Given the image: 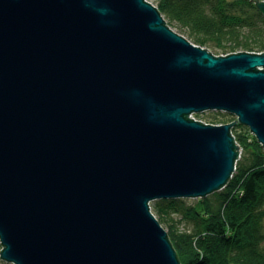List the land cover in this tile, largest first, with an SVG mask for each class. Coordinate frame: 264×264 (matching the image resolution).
I'll return each mask as SVG.
<instances>
[{
  "label": "water",
  "instance_id": "water-1",
  "mask_svg": "<svg viewBox=\"0 0 264 264\" xmlns=\"http://www.w3.org/2000/svg\"><path fill=\"white\" fill-rule=\"evenodd\" d=\"M237 124L264 146V52L217 56L149 0H0L1 257L181 264L151 202L223 189Z\"/></svg>",
  "mask_w": 264,
  "mask_h": 264
},
{
  "label": "trees",
  "instance_id": "trees-1",
  "mask_svg": "<svg viewBox=\"0 0 264 264\" xmlns=\"http://www.w3.org/2000/svg\"><path fill=\"white\" fill-rule=\"evenodd\" d=\"M155 1L167 23L195 44L222 55L264 52V14L254 0ZM233 120L216 112L208 123ZM232 132L243 153L223 189L154 202L181 264H264V146L244 124ZM182 221L189 227L180 228Z\"/></svg>",
  "mask_w": 264,
  "mask_h": 264
},
{
  "label": "rangeland",
  "instance_id": "rangeland-1",
  "mask_svg": "<svg viewBox=\"0 0 264 264\" xmlns=\"http://www.w3.org/2000/svg\"><path fill=\"white\" fill-rule=\"evenodd\" d=\"M150 2H152L153 4H155L156 5V1L155 0H149ZM173 29L174 30H176V31H178L177 29H175L174 27H173ZM179 32V31H178ZM180 33V32H179ZM181 34V33H180ZM183 35V34H182ZM185 36V35H184ZM197 45V44H196ZM201 46V45H200ZM212 53H214V54H216V55H222V54H218L217 53V51L216 50H214V49H211V48H208ZM216 112H221V111H204V112H202V113H197V114H199V115H195L197 118L195 119V120H200V121H202V122H204L205 121V123L206 122H208V120H210V117H213L214 115H215V113ZM221 113H224V112H221ZM234 116V115H233ZM237 118H236V116H234V120H236ZM207 124H209V123H207ZM211 124H213V123H211ZM252 134L254 135V136H256L253 132H252ZM189 199H191V198H189ZM194 199V198H193ZM159 200V199H158ZM156 200H154V201H152L151 202V208H152V211H153V213H154V208H153V205H154V202H155ZM155 214V213H154ZM176 217L177 218H180L179 217V215H176ZM189 227V224L187 223V222H185V221H182L181 222V225H180V228H182V229H184V228H188ZM166 228V227H165ZM166 230H167V228H166ZM3 249V245H2V243H1V241H0V250H2ZM0 264H15V263H13V262H9V261H7V260H5V259H3L2 257H1V252H0Z\"/></svg>",
  "mask_w": 264,
  "mask_h": 264
},
{
  "label": "bare ground",
  "instance_id": "bare-ground-1",
  "mask_svg": "<svg viewBox=\"0 0 264 264\" xmlns=\"http://www.w3.org/2000/svg\"><path fill=\"white\" fill-rule=\"evenodd\" d=\"M172 27V26H171ZM173 28V27H172ZM198 45V44H197ZM202 47H205V46H202ZM205 48H207V47H205ZM208 49V48H207ZM209 50V49H208ZM210 51V50H209ZM211 52V51H210ZM214 54V53H213ZM216 55V54H215ZM217 56H219V55H217ZM225 113H227V112H225ZM197 113H195L194 115H196ZM221 124H224V123H218V125H221ZM234 134V133H233ZM236 142L241 146V150H240V152H239V158H241V156H242V153H243V146L238 142V140L236 139ZM238 158V159H239Z\"/></svg>",
  "mask_w": 264,
  "mask_h": 264
},
{
  "label": "built area",
  "instance_id": "built-area-1",
  "mask_svg": "<svg viewBox=\"0 0 264 264\" xmlns=\"http://www.w3.org/2000/svg\"><path fill=\"white\" fill-rule=\"evenodd\" d=\"M191 117L194 118V119L197 118L194 114H191ZM204 122H205V121H204ZM206 123H208V122H206Z\"/></svg>",
  "mask_w": 264,
  "mask_h": 264
},
{
  "label": "clouds",
  "instance_id": "clouds-1",
  "mask_svg": "<svg viewBox=\"0 0 264 264\" xmlns=\"http://www.w3.org/2000/svg\"><path fill=\"white\" fill-rule=\"evenodd\" d=\"M201 258H203V257H201Z\"/></svg>",
  "mask_w": 264,
  "mask_h": 264
}]
</instances>
